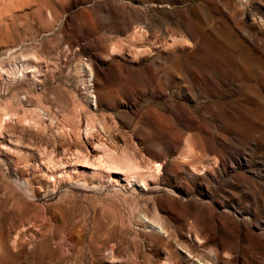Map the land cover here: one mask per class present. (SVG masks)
Listing matches in <instances>:
<instances>
[{
    "label": "rangeland",
    "instance_id": "374dc122",
    "mask_svg": "<svg viewBox=\"0 0 264 264\" xmlns=\"http://www.w3.org/2000/svg\"><path fill=\"white\" fill-rule=\"evenodd\" d=\"M0 264H264V0H0Z\"/></svg>",
    "mask_w": 264,
    "mask_h": 264
},
{
    "label": "bare ground",
    "instance_id": "6f19581e",
    "mask_svg": "<svg viewBox=\"0 0 264 264\" xmlns=\"http://www.w3.org/2000/svg\"><path fill=\"white\" fill-rule=\"evenodd\" d=\"M27 71H28V70H27ZM25 73H26V70L21 69L20 72L18 71V74H16L15 76L9 74V75L6 76V78H8V79L16 78V76L23 75V74H25ZM27 75H28V74H27ZM20 77H22V76H20ZM13 80H14V79H13ZM134 181H135V180H134ZM135 182H136V181H135Z\"/></svg>",
    "mask_w": 264,
    "mask_h": 264
}]
</instances>
